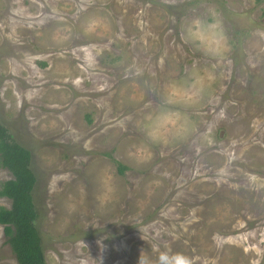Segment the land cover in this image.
<instances>
[{
    "label": "rangeland",
    "instance_id": "rangeland-1",
    "mask_svg": "<svg viewBox=\"0 0 264 264\" xmlns=\"http://www.w3.org/2000/svg\"><path fill=\"white\" fill-rule=\"evenodd\" d=\"M210 14L214 56L183 38ZM194 79L188 132L148 141ZM0 120L31 151L47 264H264V0H0Z\"/></svg>",
    "mask_w": 264,
    "mask_h": 264
},
{
    "label": "trees",
    "instance_id": "trees-1",
    "mask_svg": "<svg viewBox=\"0 0 264 264\" xmlns=\"http://www.w3.org/2000/svg\"><path fill=\"white\" fill-rule=\"evenodd\" d=\"M0 164L13 174V178L4 181L0 187V196L12 200L10 208L0 206V225L4 226L6 240L19 264H47L36 226L38 212L33 192L37 177L31 167V151L14 138L1 120ZM126 168L119 164L121 174Z\"/></svg>",
    "mask_w": 264,
    "mask_h": 264
},
{
    "label": "clouds",
    "instance_id": "clouds-1",
    "mask_svg": "<svg viewBox=\"0 0 264 264\" xmlns=\"http://www.w3.org/2000/svg\"><path fill=\"white\" fill-rule=\"evenodd\" d=\"M100 21H86L85 27ZM183 38L195 48L209 56L220 51L225 37L221 24L213 15L201 17L194 15L185 22ZM198 81L169 82L163 91L161 101L144 114L143 134L148 141L159 142L166 138L181 137L188 132L185 107L196 93Z\"/></svg>",
    "mask_w": 264,
    "mask_h": 264
}]
</instances>
